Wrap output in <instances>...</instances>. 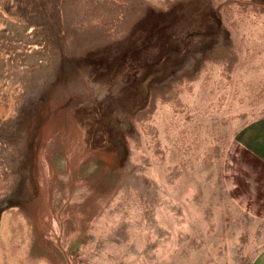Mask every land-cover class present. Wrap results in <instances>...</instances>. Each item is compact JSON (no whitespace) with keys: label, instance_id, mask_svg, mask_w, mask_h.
<instances>
[{"label":"rangeland","instance_id":"1","mask_svg":"<svg viewBox=\"0 0 264 264\" xmlns=\"http://www.w3.org/2000/svg\"><path fill=\"white\" fill-rule=\"evenodd\" d=\"M262 117L264 0H0V264H251Z\"/></svg>","mask_w":264,"mask_h":264},{"label":"crops","instance_id":"2","mask_svg":"<svg viewBox=\"0 0 264 264\" xmlns=\"http://www.w3.org/2000/svg\"><path fill=\"white\" fill-rule=\"evenodd\" d=\"M234 163L251 172L250 183L244 182L238 196L250 204V211L264 218V117L243 127L234 141L232 151ZM237 186V183H236ZM251 264H264V249L258 253Z\"/></svg>","mask_w":264,"mask_h":264}]
</instances>
